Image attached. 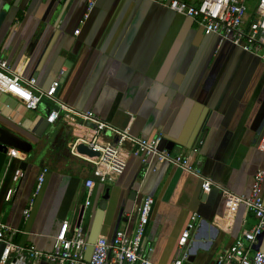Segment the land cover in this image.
Segmentation results:
<instances>
[{
    "label": "crops",
    "instance_id": "1",
    "mask_svg": "<svg viewBox=\"0 0 264 264\" xmlns=\"http://www.w3.org/2000/svg\"><path fill=\"white\" fill-rule=\"evenodd\" d=\"M2 12L0 54L21 78H35L43 90L59 82L56 97L67 107L90 111L133 136L161 135V148L200 161L215 185L248 197L254 174L264 171V153L256 148L264 123V64L258 58L205 35L192 19L155 0H98L90 12L87 0H0ZM55 107L43 99L27 110L0 91V127L33 151L16 159L0 153V222L15 232L7 235L12 242L49 252L68 221L69 235L82 228L88 260L99 237L132 234L143 199L151 197L143 247L152 264H171L185 252L182 264H213L256 223L246 206L216 186L203 194L198 179L167 163L143 174L140 160L126 154L123 174L100 183L92 165L70 152L74 143L91 140L93 127L62 115L48 124ZM21 162L24 176L14 183ZM87 180L94 181L90 192ZM9 188L14 194L7 202ZM193 213L199 221L179 248ZM251 249L264 253V231Z\"/></svg>",
    "mask_w": 264,
    "mask_h": 264
},
{
    "label": "built area",
    "instance_id": "2",
    "mask_svg": "<svg viewBox=\"0 0 264 264\" xmlns=\"http://www.w3.org/2000/svg\"><path fill=\"white\" fill-rule=\"evenodd\" d=\"M98 0H87V11L95 7ZM164 9L175 14L192 19L201 28L205 35L216 36L220 42H228L243 53L258 58L264 64V0H202L199 5H192L185 0H155ZM77 33V31H76ZM60 84L54 81L48 89L43 90L36 85L35 78L23 79L10 67L7 59L0 54V91L20 100L27 110H36L39 103L47 98L56 104L46 118L52 124L62 115L68 123L90 124L93 135L85 145L98 153L95 157H86L76 152L77 143L70 148L73 155L84 158L93 167V176L100 183L114 181L120 177L126 167L124 156L131 155L140 160L142 172L153 170L155 164H170L171 166L195 177L201 183L203 194L209 193L216 186L227 199L246 206L254 215L256 223L247 232L236 239L234 243L213 264H264V253L252 251L251 246L256 238L264 231V198L263 183L264 171H257L252 179V186L248 197H239L228 190L213 183L212 179L203 174L200 161H192L189 156L171 155L161 148L162 136L142 138L133 136L128 130H120L113 125L102 121L90 111H76L63 104L56 97ZM202 141L193 149L198 152ZM257 150L264 153V125L259 134L256 145ZM6 156L9 159L19 158L20 152L8 148ZM47 170L43 169L37 178L39 185L43 182ZM24 173L16 169L12 182L17 183ZM86 188L91 190L93 180H87ZM2 192L0 183V194ZM14 189L9 188L4 192V200L10 201ZM89 202L86 201V205ZM154 200L145 197L139 209L137 222L132 234L125 230H117L112 238L99 237L93 244L90 258H85L89 242L81 227L70 232V224L64 221L59 232L53 238L52 249L49 252L39 251L35 246H22L12 242L7 235L15 232L0 222V245L4 248L0 256V264H152L149 254L145 252L143 240ZM33 205V200L30 207ZM30 215L29 208L24 211V217ZM199 221L197 213H193L185 229L182 231L177 245L184 248L187 245L190 231ZM185 252L181 259L174 260L171 264H182L187 259Z\"/></svg>",
    "mask_w": 264,
    "mask_h": 264
},
{
    "label": "water",
    "instance_id": "3",
    "mask_svg": "<svg viewBox=\"0 0 264 264\" xmlns=\"http://www.w3.org/2000/svg\"><path fill=\"white\" fill-rule=\"evenodd\" d=\"M4 12H2L0 14V26L4 20ZM264 125V123H263ZM262 125V127H263ZM261 127V128H262ZM8 148H13L16 149L17 151L21 152V153H29L32 150V145L25 141L22 140L20 138H18L16 135H14L13 133H10L9 131L3 129L0 127V153L6 154V151ZM76 152L80 155L86 156V157H95L98 156V153L93 152L89 146L85 145V144H79L76 146ZM19 169H21L22 171H25L26 169V163L25 162H21ZM106 199L107 196H105L102 201L100 202V206L103 208L105 203H106ZM4 245L1 244L0 245V256L2 254Z\"/></svg>",
    "mask_w": 264,
    "mask_h": 264
},
{
    "label": "rangeland",
    "instance_id": "4",
    "mask_svg": "<svg viewBox=\"0 0 264 264\" xmlns=\"http://www.w3.org/2000/svg\"><path fill=\"white\" fill-rule=\"evenodd\" d=\"M202 0H192V5H199L200 4V2H201ZM191 2V1H190ZM45 100H47L48 101V99L47 98H44ZM23 155H25V156H27V157H32L33 156V151L31 150L29 153H27V154H25V153H22ZM21 156V155H20ZM19 156V157H20ZM40 164L41 163H43L42 161H40L39 162Z\"/></svg>",
    "mask_w": 264,
    "mask_h": 264
}]
</instances>
